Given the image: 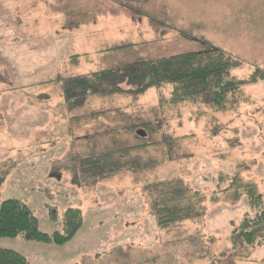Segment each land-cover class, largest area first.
<instances>
[{"label": "rangeland", "instance_id": "rangeland-1", "mask_svg": "<svg viewBox=\"0 0 264 264\" xmlns=\"http://www.w3.org/2000/svg\"><path fill=\"white\" fill-rule=\"evenodd\" d=\"M207 46L243 62L237 80L259 70L220 109L171 104L170 88L64 98L71 79ZM172 180L195 216L162 228L148 186ZM247 184L264 193V0H0V204H24L47 235L82 216L63 246L0 249L28 264H264V244L231 242Z\"/></svg>", "mask_w": 264, "mask_h": 264}, {"label": "trees", "instance_id": "trees-1", "mask_svg": "<svg viewBox=\"0 0 264 264\" xmlns=\"http://www.w3.org/2000/svg\"><path fill=\"white\" fill-rule=\"evenodd\" d=\"M242 63L239 58L229 53L207 46L201 53L140 62L122 69L71 79L64 83L63 94L66 101H77L83 100L88 94L101 91H120L136 96L150 89L170 88L171 104L200 101L220 109L227 98L233 96L244 84L255 82L259 74L256 69L247 81L237 80L231 73L240 69ZM123 85L128 86L130 90L122 91L120 86ZM237 183L235 176L231 185ZM242 187L249 211L232 231L231 242L234 247L239 246L241 242L246 245L256 243L260 246L264 244V240L256 241L255 229L264 225V193L257 192L255 185L247 184ZM148 193L154 194V216L162 228H170L195 216L193 203L188 197L190 191L180 180L148 186ZM63 225L64 234L55 232L47 235L39 231L37 219L24 204L15 199H8L0 204V238L21 236L30 242L63 246L74 238L82 226L80 211L69 209L63 213ZM0 264L28 262L17 252L0 249Z\"/></svg>", "mask_w": 264, "mask_h": 264}, {"label": "water", "instance_id": "water-1", "mask_svg": "<svg viewBox=\"0 0 264 264\" xmlns=\"http://www.w3.org/2000/svg\"><path fill=\"white\" fill-rule=\"evenodd\" d=\"M137 135H139L141 138L145 136V134L140 131L137 132Z\"/></svg>", "mask_w": 264, "mask_h": 264}]
</instances>
